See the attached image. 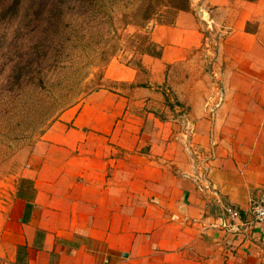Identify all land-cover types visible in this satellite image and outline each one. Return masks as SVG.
<instances>
[{"label":"crops","instance_id":"0c3cea01","mask_svg":"<svg viewBox=\"0 0 264 264\" xmlns=\"http://www.w3.org/2000/svg\"><path fill=\"white\" fill-rule=\"evenodd\" d=\"M263 18L264 0H203L151 24L162 55H141L147 74L112 59L37 142L31 186L0 221V264H264V224L211 225L229 208L248 221L264 191ZM214 80L224 102L210 114ZM194 160L210 164L211 188L192 179Z\"/></svg>","mask_w":264,"mask_h":264},{"label":"rangeland","instance_id":"374dc122","mask_svg":"<svg viewBox=\"0 0 264 264\" xmlns=\"http://www.w3.org/2000/svg\"><path fill=\"white\" fill-rule=\"evenodd\" d=\"M199 2L203 0H189V7ZM181 3L182 0H22L15 16L9 8L0 9V221L16 199L17 186H31L21 177L45 131L62 112L102 87V77L112 59L119 58L147 74L139 49L149 40V27L156 22L174 23ZM145 13L150 15L147 23L142 19ZM261 20L264 22V18ZM47 26L51 53L43 73L50 82L44 86L19 84L15 63L26 60L19 51L30 44L36 35L34 29ZM59 31L63 36L58 35ZM219 31L207 30V41H219ZM60 63L71 69L67 77L59 78ZM175 73L172 69L171 75ZM41 74L42 71L36 76ZM212 83L215 90L224 87L221 80ZM78 97L81 98L71 105ZM166 100L178 109L174 115L183 119L185 110L172 90Z\"/></svg>","mask_w":264,"mask_h":264},{"label":"trees","instance_id":"16d2710c","mask_svg":"<svg viewBox=\"0 0 264 264\" xmlns=\"http://www.w3.org/2000/svg\"><path fill=\"white\" fill-rule=\"evenodd\" d=\"M22 0H0V9L3 11L7 8L10 9V14H13L15 16L16 12H19L20 3ZM183 3L180 4L179 9L180 10H186L189 7V0H182ZM0 13H3V12ZM149 13H145L144 16H142L143 21L146 23L150 20ZM146 25V24H144ZM142 25V26H144ZM36 32V35L32 36L31 42L29 45H27L25 48L20 49L19 56L26 57V60H20L19 62L15 63V74L16 81L19 84H24L25 82L33 83L35 86H44L50 81L46 80V75L43 73V67L46 63V58L50 55L51 49L49 45V38H50V27H42L39 29H34L33 33ZM79 32L76 34L78 35ZM59 36H63V32H58ZM145 47L142 49H139L141 51V54H149L152 56L160 57L162 55V48L159 47L156 43L151 41L150 37L149 40L145 43ZM63 47V46H62ZM60 48L59 50H63V48ZM44 59V61L42 60ZM60 70L59 78L67 77L70 73V70L68 67H66V64L60 63L58 65ZM13 70V71H14ZM42 71V74L40 77L36 76V73H40ZM81 97H78L71 105L75 104L77 100H79ZM73 101V99H72ZM59 115V114H58ZM57 115V116H58ZM56 116V117H57ZM53 117V115H52Z\"/></svg>","mask_w":264,"mask_h":264},{"label":"built area","instance_id":"2783aa9c","mask_svg":"<svg viewBox=\"0 0 264 264\" xmlns=\"http://www.w3.org/2000/svg\"><path fill=\"white\" fill-rule=\"evenodd\" d=\"M207 27L211 28V20H206ZM224 102V92L221 88H217L216 91L211 94L205 101V109L209 111L210 114H214L216 109ZM185 128L188 130L185 133L187 139H192L195 127L193 123L187 121ZM206 162V161H205ZM194 172L191 174L193 180L197 182L199 187L211 188L209 177L206 176L210 171V164L207 166L205 163H200L197 160L193 161ZM251 219L248 221L242 220V215L239 210L235 208L227 209V213L218 222L212 223V227H219L225 229L231 233H241L242 230L247 227L248 224L260 225L264 224V191L260 194L257 201L251 206ZM108 262V261H106Z\"/></svg>","mask_w":264,"mask_h":264},{"label":"water","instance_id":"95a60500","mask_svg":"<svg viewBox=\"0 0 264 264\" xmlns=\"http://www.w3.org/2000/svg\"><path fill=\"white\" fill-rule=\"evenodd\" d=\"M198 14H199L200 17L204 16V11H203L202 7L198 8Z\"/></svg>","mask_w":264,"mask_h":264},{"label":"bare ground","instance_id":"6f19581e","mask_svg":"<svg viewBox=\"0 0 264 264\" xmlns=\"http://www.w3.org/2000/svg\"><path fill=\"white\" fill-rule=\"evenodd\" d=\"M206 18V17H205Z\"/></svg>","mask_w":264,"mask_h":264}]
</instances>
